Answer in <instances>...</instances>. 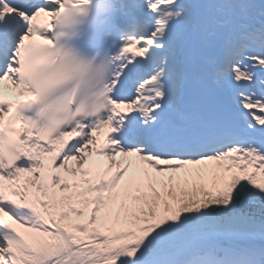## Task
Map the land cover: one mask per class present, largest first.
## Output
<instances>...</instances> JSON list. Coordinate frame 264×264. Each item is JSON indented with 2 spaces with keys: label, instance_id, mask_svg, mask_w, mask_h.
Masks as SVG:
<instances>
[{
  "label": "snow or ice",
  "instance_id": "6c2138e0",
  "mask_svg": "<svg viewBox=\"0 0 264 264\" xmlns=\"http://www.w3.org/2000/svg\"><path fill=\"white\" fill-rule=\"evenodd\" d=\"M0 264H264V0H0Z\"/></svg>",
  "mask_w": 264,
  "mask_h": 264
},
{
  "label": "bare ground",
  "instance_id": "6f19581e",
  "mask_svg": "<svg viewBox=\"0 0 264 264\" xmlns=\"http://www.w3.org/2000/svg\"><path fill=\"white\" fill-rule=\"evenodd\" d=\"M7 84H8V82H5V87H6V89H7Z\"/></svg>",
  "mask_w": 264,
  "mask_h": 264
}]
</instances>
